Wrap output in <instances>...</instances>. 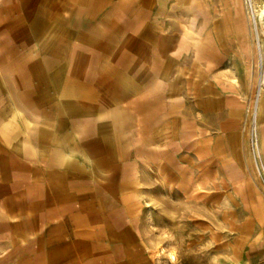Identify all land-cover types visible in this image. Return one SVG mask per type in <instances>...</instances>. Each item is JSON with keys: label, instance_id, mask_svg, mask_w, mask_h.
I'll return each instance as SVG.
<instances>
[{"label": "crops", "instance_id": "1", "mask_svg": "<svg viewBox=\"0 0 264 264\" xmlns=\"http://www.w3.org/2000/svg\"><path fill=\"white\" fill-rule=\"evenodd\" d=\"M244 42L245 0H0V264H264Z\"/></svg>", "mask_w": 264, "mask_h": 264}, {"label": "rangeland", "instance_id": "2", "mask_svg": "<svg viewBox=\"0 0 264 264\" xmlns=\"http://www.w3.org/2000/svg\"><path fill=\"white\" fill-rule=\"evenodd\" d=\"M255 6L256 16L252 17L249 14V7L245 3V45H242L245 49V105L242 112L243 128L240 137L245 139V148L249 153L252 168L255 170L256 176H259L264 181L262 176L264 173V151L258 154L254 144V141L256 142V140H259V128L262 130L264 136V82L262 85H259L257 77L260 76V71L258 67L254 69V62H256L257 59L255 56L260 55V44L264 46V0H255ZM253 108L255 116H251ZM244 153L243 151L242 170L244 175L241 178H234V180L236 182L241 181L240 185H242L245 191ZM242 197H245V195L242 194ZM157 249L161 250V245ZM154 254L156 255L155 252ZM168 261H171L170 258Z\"/></svg>", "mask_w": 264, "mask_h": 264}, {"label": "bare ground", "instance_id": "3", "mask_svg": "<svg viewBox=\"0 0 264 264\" xmlns=\"http://www.w3.org/2000/svg\"><path fill=\"white\" fill-rule=\"evenodd\" d=\"M245 3L248 5L249 7V14L252 17L256 16V6H255V0H245ZM263 13H264V9H263ZM254 28V27H253ZM253 51V50H252ZM254 57V56H253ZM256 62H254V69H256L257 67L259 68L260 71V76L257 77L258 83L259 85H262L264 82V46L263 44H260V55L255 56ZM260 81V82H259ZM256 103V102H255ZM258 103V102H257ZM255 108V107H254ZM254 108L251 112V116H255V111ZM247 115V114H246ZM249 115V114H248ZM247 118V117H246ZM246 125V124H245ZM247 126V125H246ZM260 127H261V123H260ZM258 137L259 140H256V142L254 141L255 144V148L258 151V154L261 153V151H264V136L262 133V130L259 128V133H258Z\"/></svg>", "mask_w": 264, "mask_h": 264}, {"label": "built area", "instance_id": "4", "mask_svg": "<svg viewBox=\"0 0 264 264\" xmlns=\"http://www.w3.org/2000/svg\"><path fill=\"white\" fill-rule=\"evenodd\" d=\"M263 172H264V169H263ZM263 178H264V173L262 174Z\"/></svg>", "mask_w": 264, "mask_h": 264}]
</instances>
